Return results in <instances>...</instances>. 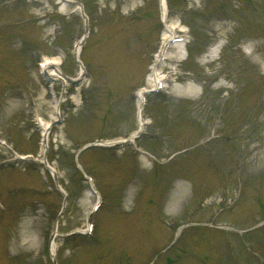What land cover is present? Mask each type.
I'll list each match as a JSON object with an SVG mask.
<instances>
[{
	"label": "rangeland",
	"instance_id": "1",
	"mask_svg": "<svg viewBox=\"0 0 264 264\" xmlns=\"http://www.w3.org/2000/svg\"><path fill=\"white\" fill-rule=\"evenodd\" d=\"M82 1L89 33L80 56L87 72L77 84L50 82L41 75L40 63L43 57H57L65 73L79 76L73 53L86 26L79 9L58 0H0V38L8 54L3 59L0 48V140L7 139L15 150L37 160L8 162L10 153L0 145V223L11 225L15 244L21 239L20 248L14 245V258L24 264H43L32 253L33 211L43 204L55 215L62 202L38 156L42 130L36 117L44 123L53 120L55 100L59 102L66 120L52 127L47 156L70 191L62 227H84V214L98 198L88 193L71 153L85 141L125 137L137 127V88L148 86V69L162 56L158 0ZM169 8L171 22L185 30L177 36L190 40V55L179 66L162 62L169 83L146 96L148 123L139 144L148 154H138L132 143L80 154L100 202H105L94 220L99 221L97 238L103 244L83 239L71 250L70 243H64L62 264H115L121 250L137 264H149L174 233L163 216L185 225L193 218L210 219V204L191 215L193 202H264V0H170ZM249 33L254 37L246 42ZM215 43L221 44L220 54L208 56L206 62L199 53L209 52ZM194 80L204 86L197 84L201 92L176 89ZM243 89L248 91V107L235 114L230 108L236 107L235 95ZM242 95H237V103ZM246 112L252 116L247 121ZM215 128L216 140H208ZM199 140L202 145L197 146ZM152 154L159 162L174 157L169 166L158 168ZM156 212L163 214L157 220ZM48 226L46 222L43 229ZM6 227L0 224V249L9 256ZM185 235L178 249L159 257L157 264H170L172 257V264H228L222 253H229L225 248L230 249L232 234L194 229ZM235 247L244 245L237 241ZM191 251H201L207 262L191 257ZM0 264L12 263L3 258Z\"/></svg>",
	"mask_w": 264,
	"mask_h": 264
},
{
	"label": "bare ground",
	"instance_id": "2",
	"mask_svg": "<svg viewBox=\"0 0 264 264\" xmlns=\"http://www.w3.org/2000/svg\"><path fill=\"white\" fill-rule=\"evenodd\" d=\"M162 7H163V16L166 17V16H167V13H168V10H167V8H166V2H165V0H163V2H162ZM168 26H169V28H167V29L165 30V33H164V41H165V42H166L170 37L173 36L174 30H175V26H173L172 24H170V25H168ZM49 62L51 63V62H53V61L50 60ZM151 76H153V75H151ZM156 77H157V76L154 74V76H153L152 79L155 80ZM190 89H191V87H190Z\"/></svg>",
	"mask_w": 264,
	"mask_h": 264
}]
</instances>
